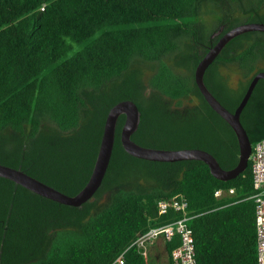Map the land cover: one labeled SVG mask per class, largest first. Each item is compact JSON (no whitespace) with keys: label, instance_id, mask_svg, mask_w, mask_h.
Wrapping results in <instances>:
<instances>
[{"label":"trees","instance_id":"obj_1","mask_svg":"<svg viewBox=\"0 0 264 264\" xmlns=\"http://www.w3.org/2000/svg\"><path fill=\"white\" fill-rule=\"evenodd\" d=\"M245 22H264V0H0V163L76 194L109 109L131 98L141 110L136 142L203 148L234 167L236 133L205 99L195 68L220 37L214 31ZM262 61L264 31L243 32L208 66L205 82L234 111ZM222 67L241 76L237 87ZM185 99L195 104L182 107ZM240 118L252 145L264 137V78ZM124 121L121 114L102 185L80 206L0 176V264H148L127 247L149 225L181 217L174 209L157 216L158 201L178 193L189 201L196 264H256L251 162L222 180L200 159L137 157L122 144ZM231 187L234 194L215 195ZM179 243L178 235L166 241L168 256ZM123 252V263L114 262Z\"/></svg>","mask_w":264,"mask_h":264},{"label":"water","instance_id":"obj_2","mask_svg":"<svg viewBox=\"0 0 264 264\" xmlns=\"http://www.w3.org/2000/svg\"><path fill=\"white\" fill-rule=\"evenodd\" d=\"M250 30L264 31V22L240 23L227 30H225V25H221V27L212 34L213 38H216L221 34L220 37L216 43L208 49L195 68V79L205 99L224 119L227 120L236 133L240 150L238 162L234 167L224 168L213 153L203 148H162L146 146L136 142L132 139V134L138 129L141 122V110L135 100L126 98L118 101L109 109L90 177L76 194L71 195L65 193L53 185L29 174L21 167H14L0 163V176L9 178L42 196L60 203L80 206L92 198L98 188L102 185L114 148L117 122L119 116L124 114L125 121L121 129V141L126 151L130 154L145 159L160 161L200 159L209 165L212 174L219 179L229 180L237 177L247 168L252 151V142L246 128L241 122V112L248 102L259 79L264 78V70L258 71L253 76L247 91L234 111L223 105L216 95L209 89L204 76L206 69L220 53L223 47L235 36Z\"/></svg>","mask_w":264,"mask_h":264},{"label":"built area","instance_id":"obj_3","mask_svg":"<svg viewBox=\"0 0 264 264\" xmlns=\"http://www.w3.org/2000/svg\"><path fill=\"white\" fill-rule=\"evenodd\" d=\"M249 161L251 162L255 190L251 197L255 199L256 203V264H264V137L252 145ZM234 192V187L229 189L219 188L215 191V195L221 198L226 195H232ZM188 207L189 201L184 193H178L169 198L159 200L157 203V216L174 209L181 212V217L169 223L149 225L145 231H141L136 235L127 249L131 246H136L146 261L149 262L150 244L153 241L163 238L166 242L178 235L180 243L174 246L169 254L172 264H196L195 239L193 229L189 225L191 215H189ZM124 252L114 262L123 263Z\"/></svg>","mask_w":264,"mask_h":264},{"label":"rangeland","instance_id":"obj_4","mask_svg":"<svg viewBox=\"0 0 264 264\" xmlns=\"http://www.w3.org/2000/svg\"><path fill=\"white\" fill-rule=\"evenodd\" d=\"M259 66L264 69V61L260 62ZM221 69H222V73L229 79L230 84L233 87H237L240 83L241 76L237 72H234L228 68L222 67ZM193 104H195L194 101L190 99H185L182 107ZM106 197H107V193L102 197L100 202H103L106 199ZM168 263H169L168 252L164 249L163 251H159L158 249L156 253L153 251L148 262V264H168Z\"/></svg>","mask_w":264,"mask_h":264},{"label":"crops","instance_id":"obj_5","mask_svg":"<svg viewBox=\"0 0 264 264\" xmlns=\"http://www.w3.org/2000/svg\"><path fill=\"white\" fill-rule=\"evenodd\" d=\"M165 244L166 242L163 238H159L153 241L150 245V256L152 255L153 251L156 253L158 249L159 251H163V249L166 250Z\"/></svg>","mask_w":264,"mask_h":264}]
</instances>
